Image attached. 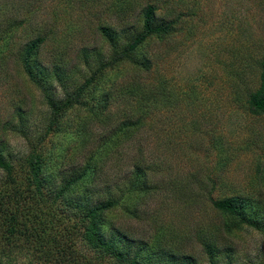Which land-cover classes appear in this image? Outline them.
Instances as JSON below:
<instances>
[{
    "label": "rangeland",
    "instance_id": "374dc122",
    "mask_svg": "<svg viewBox=\"0 0 264 264\" xmlns=\"http://www.w3.org/2000/svg\"><path fill=\"white\" fill-rule=\"evenodd\" d=\"M109 1L96 0L88 13L87 0H0V31L8 22L25 21L15 30L11 24V38L0 45V149L6 159L19 160L14 178L7 179L0 170V187L28 183L27 161L22 159L31 156L47 122L43 95L26 77L18 56L34 35V24L53 29L40 58L62 59L64 79L69 90H75L113 56L97 25L118 30L126 23L136 26L143 6L136 4L120 19L106 10L114 9L113 0ZM165 1L170 6H163L182 15L178 32L142 45L140 52L152 57L150 70L129 62L102 70L85 97L89 104L67 110L60 131L46 138L42 149L46 155L52 153L46 175L59 182L67 165L78 168L92 157L101 183L89 186L80 197L89 207L108 198L118 200L103 213L102 233L112 238L116 232L127 233L119 247L131 255L137 245L147 243L144 253L150 263L175 264L165 257L173 255L181 261L188 255L195 264H264V113H255L247 100L260 88L264 0ZM56 81L48 79V87L61 99L64 91ZM132 82L143 83L145 94L131 92ZM150 90L161 91L157 100L147 95ZM106 93L107 106L101 108L97 101ZM19 107L26 125L20 126ZM90 107H95L94 112ZM99 111H103L100 119L106 120H94ZM139 116V127L114 132L121 121ZM137 167L146 173L142 178L146 181L131 189L129 176ZM16 170L22 171L19 177ZM225 196L250 199L247 215L261 227L241 224L214 209L211 199ZM63 209L49 198L37 207L32 204L31 212L40 213L34 225L45 231V237L35 238L37 246L47 239L55 240L52 246L59 245L66 231H80L77 218L70 213L66 218ZM42 219L44 226L39 223ZM77 244L78 251L91 254L83 240ZM209 244L213 255L208 253ZM30 249L0 264H51L32 245Z\"/></svg>",
    "mask_w": 264,
    "mask_h": 264
},
{
    "label": "trees",
    "instance_id": "16d2710c",
    "mask_svg": "<svg viewBox=\"0 0 264 264\" xmlns=\"http://www.w3.org/2000/svg\"><path fill=\"white\" fill-rule=\"evenodd\" d=\"M87 1H90V7L87 9V12L90 13L93 10L92 8L96 7V0ZM112 2L115 4L114 9L110 7L109 9L106 8V10L117 13L120 19L124 18V15L129 13V10L135 7L136 4L139 6L143 5L140 11H138L137 16L139 18L137 19L136 26L127 27L125 20H122L126 23L124 24L125 28L120 30L117 29V26L97 25V33L112 47L113 56L110 60L105 61V63L99 64L92 71V75L79 87H76L75 90H69L71 86L64 79L66 66L63 65L62 59L44 62L40 58V50L51 40L54 33L49 25L34 24V27H37L35 28L34 35L25 42L18 52L22 69L28 80L42 93L48 114L46 115L45 130L40 136L36 137V141L32 146L31 156L27 159H22L24 162L27 161L29 171L27 177L28 183L24 186L15 183L16 187L10 189L0 187V263L3 259H10L15 254H25L24 250H31L30 246L32 245L34 252L39 257L49 259L51 264H154L150 263V260L147 259L144 253L147 248L146 246H148L147 243L137 245L138 248L131 255L130 251L119 247V243L126 242L128 239L127 233L119 234L115 231L117 233V235L114 234L115 238L106 237L102 233V225L106 220L103 213L118 205V200L108 198L89 207L88 203H84L85 198L80 197L81 192L87 191L89 186H97L98 183H101V179H98L97 166H92L93 163L91 162H95L92 157L89 162H85L84 165L78 168L74 164H70L71 167L67 165L63 170L64 174L59 182L55 181V178L51 180L46 175L52 154L47 153L48 155H46V152L42 149L46 138L51 133L60 131L62 117L67 110L75 106L86 107L89 104L85 100V97L87 94L90 95L92 93L91 87L95 84L96 79L103 74L102 70L116 64L118 66L119 64L129 62L135 67L148 71L153 65L152 57L140 52L142 45L152 38H155L157 41H164L178 32L182 15L173 7L166 8V5H170L165 0H147L143 3L140 0H113ZM24 23L25 21H20L19 24L15 25L8 22L5 29L0 31V45L1 43L6 45L11 38L13 29H8L11 24L15 30ZM82 52L86 53V50ZM77 57L81 58L79 54ZM259 68L260 88L255 92H250L247 100L249 107L255 113H264V59L259 61ZM51 78L58 80L56 81V85L63 89V98L59 99L56 92L49 90L48 85L50 82L47 81ZM157 87L158 84L154 88L156 89ZM142 89L143 83L132 82L129 90L138 93L140 91L144 92ZM147 95L157 100L161 95V91L155 92V90H150ZM104 98L106 99V103L104 102L105 99L97 101V105L101 108L107 106L109 93H106V97ZM141 98L145 99L142 96ZM20 108L16 109V112L22 118L20 122L21 126L25 121L23 120L24 115ZM94 108L90 107V112H94ZM102 112L95 113L94 120H106L107 117L100 119ZM141 119V116L134 119L128 117V119L120 122V126H117L114 132H121L123 128L131 129L139 127ZM114 138L117 139L118 137ZM1 152L0 149V170L10 180V177L14 178L15 166L19 160L12 162L3 157ZM139 170L140 168L137 167L134 171L135 174L132 177L131 175L129 176L131 189H136L141 183L143 184L146 181L142 179L146 173H141ZM16 171L19 177V173L22 171ZM127 179L125 182H127ZM46 198L58 201L64 207L63 211L66 218L70 213V216L74 215L78 220L76 224L79 225L80 231H76L75 234L66 231L64 241H58L56 244L59 245L56 246H52L53 242L55 243L54 239L50 243H48L49 239H47L41 246H37L35 242V238L45 237V231H43V228L39 229L34 225L40 213L38 214L36 211L31 212L32 204H35V207H37V205L44 203ZM211 200L214 209L234 217L239 223H245L252 227H261L257 221L247 215V208L252 205L250 199L243 196H225ZM73 208L76 212L73 211ZM67 210L70 212H66ZM45 221L46 219H42V222L39 223L44 226ZM226 230L230 232L229 228H226ZM75 236L80 237L75 238ZM22 239L26 241L21 242L20 240ZM80 239L90 249L91 254L78 251L76 247ZM207 250L210 255H213L214 249L210 244L207 245ZM161 254L162 252L158 255ZM160 258L164 259L163 256H160ZM165 259L171 260L175 264H195L192 257H188V255L181 261L174 258L173 255L166 256Z\"/></svg>",
    "mask_w": 264,
    "mask_h": 264
}]
</instances>
